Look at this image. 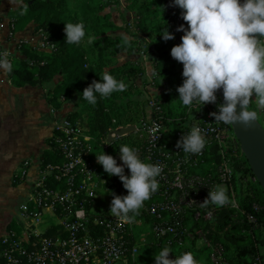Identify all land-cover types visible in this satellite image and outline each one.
Here are the masks:
<instances>
[{"label": "built area", "instance_id": "built-area-1", "mask_svg": "<svg viewBox=\"0 0 264 264\" xmlns=\"http://www.w3.org/2000/svg\"><path fill=\"white\" fill-rule=\"evenodd\" d=\"M120 1L126 7V1ZM131 19L129 23L135 16ZM5 23L0 20V30ZM48 42L40 30L36 38H22L16 45L28 43L38 51L55 50V45ZM0 52L10 53L8 58L14 65L16 52L12 48L0 42ZM143 59L149 66L144 48L139 52V60ZM153 76L151 70L138 81L145 100V117L129 125L144 143L140 158L162 166L157 178L159 189L137 215L129 214L134 215L132 221L111 215L106 209L109 205H99L100 209L95 210L103 193L118 195L108 186L103 167L96 160V155L107 151L108 133L118 127L110 128L103 140H97L64 117L56 122L49 146L58 160H25L19 168L18 176L27 183L28 193L19 206V223H13L0 238V264H128L142 246L153 247L154 237L173 234L175 228L169 223L209 219V202H202L216 185L231 193L232 159L240 144L231 124L216 121L211 115L222 104L218 94L216 103L200 108L194 103L184 107L183 115L170 117L155 97ZM193 125L199 126L206 138L199 154L186 153L176 146ZM234 206L238 209L236 202ZM142 211L159 221L147 222L141 217ZM195 233L207 244L200 230ZM209 259V264H229L221 248H212Z\"/></svg>", "mask_w": 264, "mask_h": 264}, {"label": "trees", "instance_id": "trees-1", "mask_svg": "<svg viewBox=\"0 0 264 264\" xmlns=\"http://www.w3.org/2000/svg\"><path fill=\"white\" fill-rule=\"evenodd\" d=\"M124 1L125 8L135 16L132 23L120 24L114 19V10L110 8L115 3L122 7L120 0H27V13L20 15L19 10H11L6 15L10 19L15 17L13 34L30 28V39L36 38L41 30L56 47L53 51L43 52L28 43L19 44L10 72L12 82L16 86L45 87L47 100L54 110H59L65 102L72 104L73 109L63 118L97 140H103L110 128L138 124L145 117V100L138 83L146 73V66L139 60L143 48L154 73V94L158 104L170 117L184 113L185 105L178 99L176 91L183 81L182 63L170 55L171 47L179 44L183 35L182 31L176 30L177 27L181 24L187 27L181 16L183 10L174 6L172 0ZM0 20L3 17L0 16ZM79 21L85 24L84 41L69 44L65 41L64 23ZM165 26L174 34V39L165 41L160 36ZM89 35L95 37L92 44L87 43ZM126 39L128 43H125ZM105 70L123 80L128 87L123 92L99 98L95 105H91L82 97V91L93 80H99ZM251 99L249 110L258 112L257 120L263 126L264 108L254 103L255 95ZM121 145L134 147L140 152L144 143L135 131L110 142L106 154L116 158L118 164L122 163L119 158ZM57 160L58 155L49 149L41 157L44 163ZM232 164L233 195L227 189L228 204L217 206L209 201L212 214L204 221L169 223L175 232L164 238H153L155 254L167 245L175 255L190 251L198 264H209L212 248H221L229 264H264V192L257 180H253L248 162L239 148ZM104 173L109 187L119 196L127 195L119 177ZM141 217L147 222L159 221L144 211ZM196 229L207 241L201 247L196 244L199 239ZM128 264H134L131 258Z\"/></svg>", "mask_w": 264, "mask_h": 264}, {"label": "clouds", "instance_id": "clouds-1", "mask_svg": "<svg viewBox=\"0 0 264 264\" xmlns=\"http://www.w3.org/2000/svg\"><path fill=\"white\" fill-rule=\"evenodd\" d=\"M9 3L20 15L29 10L27 0H9ZM172 4L183 10L181 16L187 22V27L183 24L177 27V31L183 32L181 42L170 49V55L182 63L183 81L176 89L178 99L185 106L196 103L200 108L216 103L217 90H221L224 103L219 105L218 112L211 113L215 120L251 125L258 117L256 110H249L251 97L255 95L259 106L264 108V0H172ZM161 31L160 36L165 41L174 39L167 26ZM64 32L67 43L80 44L86 36L85 24L83 21L64 23ZM255 34H260L259 38ZM94 40L92 35L87 37L88 44ZM9 55L0 52V72L13 70ZM127 87L123 80L105 70L99 80H93L83 89L82 97L95 105L99 98L123 92ZM205 144L202 129L193 125L176 146L186 153L199 154ZM119 158L122 163L118 164L112 155L103 151L96 155L104 171L109 176L119 177L127 190V195L112 194L110 214L132 221L134 215L129 214H138L144 202L159 189L157 178L162 166L145 162L138 149L128 145L120 146ZM125 167L128 175H125ZM209 201L217 206L225 205L229 201L226 187L216 185L215 190L208 191L202 203ZM169 253H173L170 246H164L154 255V264H198L190 251L175 258H170Z\"/></svg>", "mask_w": 264, "mask_h": 264}, {"label": "crops", "instance_id": "crops-1", "mask_svg": "<svg viewBox=\"0 0 264 264\" xmlns=\"http://www.w3.org/2000/svg\"><path fill=\"white\" fill-rule=\"evenodd\" d=\"M8 34L6 28L0 31V42L17 53V41L28 38L30 28L13 38ZM150 71L147 66L145 74L150 75ZM72 109L73 105L65 102L54 110L45 87L16 86L10 73L0 72V238L13 223H19V206L28 193L27 183L18 176L22 162L41 161L49 149L56 122Z\"/></svg>", "mask_w": 264, "mask_h": 264}, {"label": "water", "instance_id": "water-1", "mask_svg": "<svg viewBox=\"0 0 264 264\" xmlns=\"http://www.w3.org/2000/svg\"><path fill=\"white\" fill-rule=\"evenodd\" d=\"M259 38L260 34H255ZM222 103L223 95L217 90ZM233 132L240 144V150L246 158L253 176L256 178L264 192V127L256 119L251 125L240 123L231 124ZM134 130L133 125L118 127L108 133L107 141L112 142L118 137L124 136Z\"/></svg>", "mask_w": 264, "mask_h": 264}, {"label": "rangeland", "instance_id": "rangeland-1", "mask_svg": "<svg viewBox=\"0 0 264 264\" xmlns=\"http://www.w3.org/2000/svg\"><path fill=\"white\" fill-rule=\"evenodd\" d=\"M110 9L114 10V17L115 18H117L119 21L122 20V22H120V24H124L125 22L127 23L128 21L131 20V15L133 13L131 11H129L127 8H125L123 6L121 7L120 5L118 6V4L115 3ZM11 10L17 11V9L14 8V5L9 3V0H1L0 16L3 17V20L6 22L4 24V29L6 28L7 30H10L9 34H8L9 38L14 37V34L11 32V29L15 28V20H14L15 17L10 19L6 16ZM4 29L2 28L0 31H2ZM17 46L18 45H16L15 47L17 48ZM144 61H146V60L143 59V62ZM254 103L256 105H259L258 104V98L254 99ZM262 124L264 126V120L263 119H262ZM112 198H113L112 194L103 193V200L98 202V204L96 203L94 206V209L95 210L100 209V208H98L99 205L105 206V207H107L109 205L106 209H109V212H110V206H111ZM137 230L140 231L141 228H137ZM196 244L198 247H201L203 245V240L201 238H199L196 241ZM172 252L173 253H169V257L175 256V251L172 250ZM154 255H155V252L153 251V247L141 248V249H139V252H138L135 260L133 261V263L134 264H154Z\"/></svg>", "mask_w": 264, "mask_h": 264}]
</instances>
